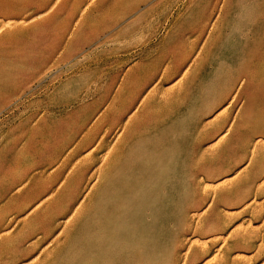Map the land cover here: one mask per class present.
I'll return each instance as SVG.
<instances>
[{
  "label": "rangeland",
  "instance_id": "1",
  "mask_svg": "<svg viewBox=\"0 0 264 264\" xmlns=\"http://www.w3.org/2000/svg\"><path fill=\"white\" fill-rule=\"evenodd\" d=\"M57 2L0 0V201L7 200L2 191L11 183L21 178L27 183L33 169L44 177L60 169L65 176L72 175V169L90 155L84 149L87 140L115 132L113 115L136 84L162 77L168 65L173 71L181 68L184 77L186 65L202 55L200 81L190 99L171 114L166 108L151 129L184 136L201 122L205 111L222 108L214 106L233 85L234 67L242 63V56L250 50L252 56L264 53V0H183L184 7H178L177 0H83L53 9ZM45 6L51 16L41 23L32 11ZM131 8L135 10L120 19ZM148 13L149 19L142 21ZM141 21L142 28L124 36ZM235 30L242 36L233 37L235 44L226 43ZM182 76L176 77V84ZM176 84L164 88L170 91ZM263 90L259 86L261 95ZM78 148L81 152L72 154ZM93 150L102 160L108 158L104 193L89 212L77 215L108 220V228L98 234L78 230L72 237L75 242L51 264H218L219 257L230 253L229 264H264L261 241L232 250L225 246V239L237 236L249 220L239 215L242 206L220 204L213 220H203L205 207L192 190L175 187L177 177L166 175L159 180L162 210L153 222L147 209L154 204L144 192L154 184L143 183L144 172L135 164L139 152L126 149L118 165L110 166L108 140L101 152ZM27 155L31 157L25 162ZM167 167L162 164L158 170L164 174ZM0 217L5 220L0 228L4 236L23 220L13 219L11 212ZM220 220L227 231H218ZM263 221H254V229H261ZM108 231L110 247L100 243ZM203 243L208 252L196 262L191 253Z\"/></svg>",
  "mask_w": 264,
  "mask_h": 264
},
{
  "label": "bare ground",
  "instance_id": "2",
  "mask_svg": "<svg viewBox=\"0 0 264 264\" xmlns=\"http://www.w3.org/2000/svg\"><path fill=\"white\" fill-rule=\"evenodd\" d=\"M81 1L83 0H58L53 9L67 5L75 6ZM177 5L184 7L185 3L183 0H177ZM45 8L46 6L32 11V16L39 17L41 23H45L51 16ZM134 10L125 9V14L120 19ZM117 11L119 12H115ZM15 14L13 12L12 15ZM150 15L151 13L146 14L142 21L149 19ZM142 21L124 36L132 34L136 28H142ZM250 35L254 36V32L251 31ZM234 36L239 39L242 32H230L226 43H234ZM251 54V50L250 53L244 54L242 63L234 67L233 85L220 98V103L214 106L222 108L219 111H205L201 122L194 124L192 131L186 132L184 136L177 133L174 136V132L164 134L151 129L156 126V118L160 117L166 108V113L171 114L185 99V102L190 99L194 87L200 81L197 76L202 71V55L186 65L184 77L180 72L181 68L173 71L168 65L162 77H150L143 84H136L126 104L123 103V108L113 115L112 128L115 132L111 134L110 130L105 135L88 139L84 149L90 155L77 165L79 167L72 169V175L65 176L66 173H62L60 169L44 177L36 174L33 169L27 183L21 178L5 188L2 193L6 195L7 200L0 201V213L11 212L13 219L23 220L17 222L8 236L2 235L0 230V264H51L61 258L71 242H75L72 237L78 230L98 234L104 227L108 228V220L95 218L87 213L78 216L80 211L89 212L104 193L103 177L105 169L109 166L104 162L108 161V158L102 160L96 156V150L93 149L99 148L101 152L107 140L111 147L110 166L118 165L119 155L126 149L130 153L133 150L139 152L136 153L138 157L135 164H140L138 169L143 170L138 172H144L143 183L146 186L154 184V189L144 192L154 204L151 209H147L150 210L153 222L159 215V208L162 210L163 190L159 188V180L161 176H175L177 182H173V185L192 190L205 207L202 219L213 220L216 217L215 210L220 204L236 203L242 206L239 215L248 216L249 220L240 226L237 236L230 235L225 239L228 250L256 245L259 241L264 245V223L258 230L254 229L253 224L256 220H264V202L259 201L264 198V90L262 95L259 92V86L264 87V53L256 56ZM179 75L183 79L179 78L182 80L176 84V77ZM169 83L176 84L171 92L164 88ZM151 118L153 121L148 122ZM207 118L211 119L210 123H206ZM155 137L157 141L152 142ZM190 137H194V140L190 141ZM80 152L78 148L72 154ZM28 155L25 162L31 157ZM162 164H168L164 174L158 170ZM185 172L186 175H180ZM202 176L204 178L200 180ZM218 178H221L218 185H213L214 180ZM57 186L60 187L58 192L55 189ZM207 191H210L209 194ZM196 198L194 199L197 200ZM190 213L188 212V215ZM2 218L4 217H0V228L5 222ZM13 224L15 225L9 224V228L12 229ZM100 224L103 226H99ZM218 227L219 232L227 231L228 228L226 222L221 220ZM109 239L110 231L106 240L103 239L100 243L108 247ZM81 248L83 249L82 246L79 247ZM207 252L208 244L203 243L190 257L197 262ZM230 260L231 253L219 257L217 261L218 264H229Z\"/></svg>",
  "mask_w": 264,
  "mask_h": 264
}]
</instances>
